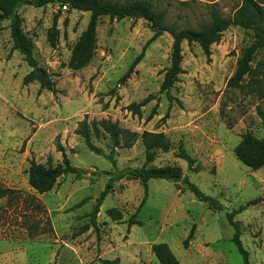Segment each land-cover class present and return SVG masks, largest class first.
<instances>
[{"label": "rangeland", "instance_id": "1", "mask_svg": "<svg viewBox=\"0 0 264 264\" xmlns=\"http://www.w3.org/2000/svg\"><path fill=\"white\" fill-rule=\"evenodd\" d=\"M114 1V0H111ZM165 12L166 24L177 29L207 23L210 12L230 16L241 0H151ZM21 26L34 43L39 65L50 73L54 91L34 81L23 84L30 71L12 50L9 20L0 23V184L14 191L0 199V264H102L120 256V264H159L153 243L165 242L179 264H243L232 241L234 215L249 264H264V166L253 170L242 164L233 148L245 131L264 135V49L253 57L255 80L243 88H228L237 60L253 41V31L239 26L225 30L211 45L209 58L197 43L183 41L182 72L169 100L159 88L170 63L172 38L163 32L147 45L133 72L120 81L153 31L143 18L110 20L101 16L96 48L81 69L66 66L73 44L85 29L90 12L62 9L57 3L35 7L24 0L18 10ZM57 16V39L48 30ZM152 96L141 115L126 107ZM87 120L108 119L131 132H162L172 150L157 153L148 166L175 165L205 194L223 205L210 208L190 190L151 178L147 197L139 179L112 182L91 223L95 198L116 171L140 168L145 150L138 138L118 147L114 163L106 157L112 143L105 132L92 133L97 154L75 133ZM61 143L70 163L84 172L60 177L48 192L39 194L28 184L31 159L47 164L62 160ZM182 143L195 159L197 171L187 173V162L176 156ZM73 149V150H72ZM74 151V152H73ZM254 203L247 205L248 202ZM193 227L187 246L183 244ZM44 232V233H42Z\"/></svg>", "mask_w": 264, "mask_h": 264}, {"label": "trees", "instance_id": "2", "mask_svg": "<svg viewBox=\"0 0 264 264\" xmlns=\"http://www.w3.org/2000/svg\"><path fill=\"white\" fill-rule=\"evenodd\" d=\"M24 0H0V23L9 20V28L12 39V50H17L26 64L31 68L22 77L23 84L38 82L40 89L54 91V80L46 68L39 65L34 52V43L32 39L22 30L21 18L18 10ZM35 7L46 6L57 3L60 6L66 5L68 10L77 9L90 12V17L85 29L81 32L73 47L66 66L72 70L83 68L93 57L96 48V27L101 16H108L110 20L130 18H143L149 24L153 31L152 36L144 44L141 52L130 63L127 71L122 75L120 81H124L133 72L135 65L143 56L144 50L149 43L155 40L163 32L170 34L172 38L170 63L164 70L159 92L165 93L170 100L172 98L170 90L182 72V49L183 41L187 43H197L203 53L209 58L211 54V45L217 43L223 32L231 26H239L253 31V41L243 50L237 60V66L232 76L227 81L228 88H243V80L246 76L250 78L247 85L251 86L255 80L252 73L259 69V64L252 68L251 63L254 55L264 49V0H241L238 8L230 16H221L216 11L210 12V19L207 23L198 24L195 28L184 27L177 29L173 24H166L165 12L159 10L151 0H29ZM57 16L54 17L51 28L48 30V41L51 45L55 44L58 30L56 28ZM264 63V60L262 61ZM264 76V72H263ZM153 97L148 96L142 101L131 102L127 109L133 114L141 115V107ZM264 126V114L259 110ZM108 134L112 143V149L106 157L114 163L115 148L130 147L132 142L140 139L145 150V164L140 168L126 167L116 171L106 182L104 189L99 196L95 198V204L91 213V223L95 227V218L99 207L112 188V182L123 177L139 179L144 188V194L139 205H142L147 197V183L151 178H163L175 183L177 189L182 192L185 189L192 191L201 201L207 202L210 208L222 209L223 205L217 199L205 195L195 183H192L188 175L183 174L179 167L175 165L148 166L157 157V153L168 152L172 150V142L165 137L162 132H153L144 130L141 133L131 132L108 119L83 120L78 124L75 133L83 137L88 148L101 154L99 148L92 143V133L99 138L101 132ZM176 156L187 162V173L197 171L195 159L187 152L182 143L178 144ZM57 151L62 153V160L52 164L30 160L28 167V184L37 193L42 194L52 189L57 180L66 174L81 175L84 171L72 165L66 156L64 147L61 143L56 144ZM73 150V149H72ZM74 152V151H73ZM235 157L247 167L256 170L264 166V135L257 136L251 131H245L241 139L234 146ZM12 189L0 184V199L12 194ZM252 200L247 205L254 203ZM245 208V205L227 212V219L234 228L232 241L237 246L238 251L243 258V264H249L248 252L243 248L240 240V229L238 222L234 220V215ZM193 227L184 239L183 244L187 246L192 236ZM44 233V232H42ZM151 251L159 264H179L177 258L165 242L153 243ZM102 264H120V259H102Z\"/></svg>", "mask_w": 264, "mask_h": 264}, {"label": "built area", "instance_id": "3", "mask_svg": "<svg viewBox=\"0 0 264 264\" xmlns=\"http://www.w3.org/2000/svg\"><path fill=\"white\" fill-rule=\"evenodd\" d=\"M62 9H67L66 5H61Z\"/></svg>", "mask_w": 264, "mask_h": 264}, {"label": "crops", "instance_id": "4", "mask_svg": "<svg viewBox=\"0 0 264 264\" xmlns=\"http://www.w3.org/2000/svg\"><path fill=\"white\" fill-rule=\"evenodd\" d=\"M118 258H120V256H117ZM156 258V257H155ZM120 262H121V260H120Z\"/></svg>", "mask_w": 264, "mask_h": 264}]
</instances>
